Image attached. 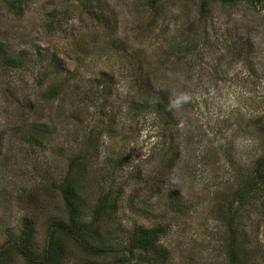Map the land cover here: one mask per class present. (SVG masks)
I'll return each instance as SVG.
<instances>
[{
	"label": "rangeland",
	"instance_id": "1",
	"mask_svg": "<svg viewBox=\"0 0 264 264\" xmlns=\"http://www.w3.org/2000/svg\"><path fill=\"white\" fill-rule=\"evenodd\" d=\"M25 2L20 16L0 0V50L25 61L0 63V245L26 226L42 250L50 227L68 219L59 184L82 156L85 215L102 190L122 185L119 227L105 225L100 240L161 225L163 264H232V206L233 264H264V192L236 197L264 153L261 6L202 14L189 0H162L155 13L147 0ZM52 85L60 96L42 93ZM159 91L170 126L144 104ZM155 173L162 183L153 189ZM64 242V264H153L121 252L91 259Z\"/></svg>",
	"mask_w": 264,
	"mask_h": 264
},
{
	"label": "trees",
	"instance_id": "2",
	"mask_svg": "<svg viewBox=\"0 0 264 264\" xmlns=\"http://www.w3.org/2000/svg\"><path fill=\"white\" fill-rule=\"evenodd\" d=\"M198 6L200 13L204 14L209 11L212 5L239 7L242 4L246 6H261L264 10V0H189ZM8 9L16 15L22 16L26 10L25 0H7ZM153 12L159 11V5L162 0H147ZM158 10V11H157ZM1 47V46H0ZM239 52L241 50L240 48ZM235 50V55H236ZM20 53L11 54L10 51L0 50V63L5 67L17 68L24 63ZM59 64V65H58ZM65 65L59 59L57 62V72H65ZM106 75V74H105ZM66 77V75H64ZM103 79H106L103 77ZM43 94L52 97L60 96L62 90L58 86H51L43 90ZM147 99V100H146ZM144 104H149L152 109L162 119L161 123L165 126H170L171 112L169 111L170 99L167 97L165 91H159L154 97V102L151 98H146ZM143 104V106H144ZM153 105V106H152ZM261 121V120H260ZM172 146V143H171ZM169 165L173 163V159H169ZM90 162L83 159L82 156L74 157L69 164V170L59 184L62 202L68 212V219L63 223H58L50 227L47 233L45 246L42 250L36 252L34 246V236L31 229L26 226L23 227L19 235H15L8 241L0 245V264H10L14 258L21 256L25 259L26 264H64L66 259V248L64 240L74 242L75 245L83 253L90 256V258L105 260L110 256L116 258L118 252H121V257L137 254L147 259L153 264H163L168 259L169 251L162 246L161 238L165 233V229L161 225L153 227H137L133 229L123 241H118L116 244L106 243L100 238L102 237L103 228L107 225L108 229L118 226L119 220V204L120 197H122V185H111L110 188L102 190L98 195L96 203L89 215H85V208L82 207L84 202L81 197V174L87 170ZM171 165L170 167H172ZM162 176L154 174L149 176L146 182H152L151 188H155L162 183ZM264 192V153L256 161L254 173L246 180V189H238L236 197L238 199L245 198L250 191ZM230 212L226 213L230 223L228 224L229 236V257L232 264L237 261L239 250L237 245V229L235 227L234 215L236 209L230 206ZM90 218V221L86 219ZM101 235V236H100ZM239 238V237H238ZM119 245V247H117ZM35 250V251H34ZM91 262V261H90ZM97 264V263H89Z\"/></svg>",
	"mask_w": 264,
	"mask_h": 264
},
{
	"label": "clouds",
	"instance_id": "3",
	"mask_svg": "<svg viewBox=\"0 0 264 264\" xmlns=\"http://www.w3.org/2000/svg\"><path fill=\"white\" fill-rule=\"evenodd\" d=\"M182 99H185V100H186V99H187V97H186V96H185V97H182ZM177 103H179V101H177Z\"/></svg>",
	"mask_w": 264,
	"mask_h": 264
}]
</instances>
